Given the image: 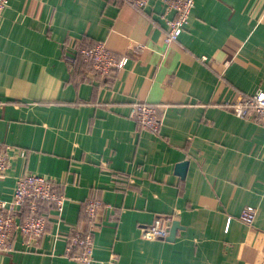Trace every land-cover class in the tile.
<instances>
[{
  "label": "crops",
  "instance_id": "crops-1",
  "mask_svg": "<svg viewBox=\"0 0 264 264\" xmlns=\"http://www.w3.org/2000/svg\"><path fill=\"white\" fill-rule=\"evenodd\" d=\"M165 10L162 0L143 12L121 0H8L0 148L13 151L0 200L36 173L64 201L36 249L17 234L0 264H80L66 247L92 197L103 205L91 264H264V126L231 110L264 91V0H194L170 45ZM99 42L128 56L112 77L77 63ZM136 100L161 110L160 129L138 126ZM245 207L252 224L240 219ZM156 215L179 222L172 241L145 237Z\"/></svg>",
  "mask_w": 264,
  "mask_h": 264
},
{
  "label": "built area",
  "instance_id": "built-area-1",
  "mask_svg": "<svg viewBox=\"0 0 264 264\" xmlns=\"http://www.w3.org/2000/svg\"><path fill=\"white\" fill-rule=\"evenodd\" d=\"M143 12L150 0H121ZM8 0H0V17ZM165 13L173 16L166 18V30L163 42L170 45L177 41L186 27L194 0H162ZM79 55L85 63L92 65L94 71L106 77H112L122 70L128 62V56L116 55L103 42L90 48H81ZM201 61H205L202 58ZM232 113L241 119L264 126V91L259 89L253 94L244 95L231 107ZM131 116L142 129L157 131L162 125L161 110L158 107L136 100L131 105ZM11 147L0 148V180L5 177L11 164ZM15 154L26 156L24 149H15ZM64 197L53 188L51 180L36 173H26L19 176L13 187L10 201L0 200V254L12 250V240L19 234L25 247L36 249L40 243L48 221V216L38 214L41 202H50L57 211L61 210ZM103 205L101 199L92 197L85 202L86 220L76 225L72 235L68 237L66 255L80 264H91L93 260V235L100 227L102 218L100 210ZM27 208L26 215L23 214ZM256 211L253 207H245L240 219L252 224ZM173 217L156 215L150 226L144 231L148 239H166ZM111 259H116L115 255Z\"/></svg>",
  "mask_w": 264,
  "mask_h": 264
},
{
  "label": "water",
  "instance_id": "water-1",
  "mask_svg": "<svg viewBox=\"0 0 264 264\" xmlns=\"http://www.w3.org/2000/svg\"><path fill=\"white\" fill-rule=\"evenodd\" d=\"M188 162L184 161L181 163H178L175 166V173L180 176L181 178H184L187 171ZM181 228L178 221H173L170 226L169 234L166 238L168 241H172L176 235V232Z\"/></svg>",
  "mask_w": 264,
  "mask_h": 264
},
{
  "label": "trees",
  "instance_id": "trees-1",
  "mask_svg": "<svg viewBox=\"0 0 264 264\" xmlns=\"http://www.w3.org/2000/svg\"><path fill=\"white\" fill-rule=\"evenodd\" d=\"M76 58H77L78 65L79 64L83 65V60H82V57L79 55V53L77 54ZM53 209H55L54 204H52L50 202H41L39 204L38 214H45L46 216H48V213H50ZM26 210H27V208L24 207V210H23L24 215H26V213H27ZM80 219L86 220V216H85V213L83 214V210H82V213L80 214ZM48 221H49V219H48ZM78 223H80V222H78Z\"/></svg>",
  "mask_w": 264,
  "mask_h": 264
},
{
  "label": "bare ground",
  "instance_id": "bare-ground-1",
  "mask_svg": "<svg viewBox=\"0 0 264 264\" xmlns=\"http://www.w3.org/2000/svg\"><path fill=\"white\" fill-rule=\"evenodd\" d=\"M171 226V225H170ZM169 230H170V228H169Z\"/></svg>",
  "mask_w": 264,
  "mask_h": 264
}]
</instances>
